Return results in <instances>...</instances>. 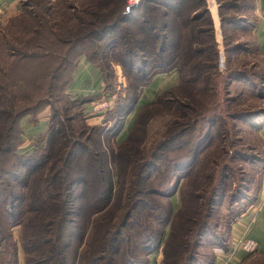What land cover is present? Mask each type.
Returning a JSON list of instances; mask_svg holds the SVG:
<instances>
[{
    "label": "trees",
    "instance_id": "obj_1",
    "mask_svg": "<svg viewBox=\"0 0 264 264\" xmlns=\"http://www.w3.org/2000/svg\"><path fill=\"white\" fill-rule=\"evenodd\" d=\"M217 1L221 26L237 24L224 12L237 5ZM6 23L0 30V264H15L12 228L18 225L25 264H148L159 251V264H211L212 258L199 262L204 239L218 241L213 250L227 247V237L218 240L223 219L218 221L217 210L225 202L229 209L241 203L238 215L249 200L244 195L227 201L226 167L203 157L220 117L204 118L211 124L208 135L173 150L172 136L184 126L172 131L167 124L158 139L149 135L155 108L177 106L185 112L175 88L182 91L199 84L206 72H217L220 50L207 0H140L137 5L130 0H27ZM224 43L230 51L229 41ZM82 55L99 67L104 89L72 97L67 88ZM35 59L56 62L40 75L48 85H36L46 97L61 87L55 81L70 67L62 91L80 101L79 110L52 116L36 146L21 150V120L26 115L36 120L40 113L32 109L45 96L33 104L16 103L22 89L17 70ZM118 67L128 90L124 102L113 104L119 120L108 125L110 108L101 124H89L91 102L103 94L109 99L117 90ZM172 71L178 84L143 103L127 136L118 140L145 88L156 75ZM258 120L264 122V116Z\"/></svg>",
    "mask_w": 264,
    "mask_h": 264
},
{
    "label": "rangeland",
    "instance_id": "obj_2",
    "mask_svg": "<svg viewBox=\"0 0 264 264\" xmlns=\"http://www.w3.org/2000/svg\"><path fill=\"white\" fill-rule=\"evenodd\" d=\"M222 1H224V3L232 2L237 5L235 8H227L224 10L227 16L236 18L237 24L227 23L222 27L221 17L218 14L220 3L216 0V5L215 0H208L207 3H209V7L215 19L216 39L220 50L217 72L214 74H208V72H206V75L201 78L199 84L188 86L186 89H182V91L175 88L172 91L173 95L177 97L180 96V98L185 101V112L178 110L177 106H173V108L164 106L155 108L154 115L149 124V135L150 137H154V139H158L162 135L160 131L165 130L167 124L172 128V131L178 130L180 127L184 126L181 132L177 131L175 135L172 136L174 139L171 140L170 147L171 150H173L181 145V143L184 144L188 141H195L199 136H203L204 138L208 135L207 130L211 124L207 123L204 118L216 113L220 117V121L216 123L217 128L213 131L212 136L203 148V157L207 156L216 159L221 165V168L226 167L225 175L227 178L225 195L228 201L232 196L237 197L238 200L244 195L252 198L260 183L259 181H261L264 175V133L260 132L261 125H264V122L258 120L259 117L264 116V59L261 57L259 49L254 43V0ZM250 6L252 10H249ZM6 24V22L5 24H0V30L2 27H6ZM224 40L230 43L229 46H231V50L228 52L226 51ZM3 48L4 47L0 45V51ZM14 63L16 65V60H14ZM54 66H56L55 60L35 59L26 60L24 63L20 64L17 70V76L22 79L20 83L22 89L20 91L17 90L20 100H16V103L19 105L27 102L33 104V100L37 101L36 99H38L39 96H45V98H42L32 110L35 114L47 111V116H49L48 122L50 120L52 122L54 120L52 116L57 115V113L60 115L76 113V111L79 110V106H76V104L80 102L79 100L68 98L65 91H62V86L66 84L70 78V67L67 69L63 68L59 78L56 79L55 82L59 83L61 87H54L56 91L55 89L53 90L55 93L52 97H46L39 88L38 90L36 89V85H46L47 79L41 80V73L50 71ZM114 66L115 65H113V68H115ZM117 69L119 71V82L118 78L114 79L115 84H117V90L111 91L113 96L111 95L109 99H107L106 96L103 97L100 95L91 102L93 109L89 108V110H87L89 113L86 112V119L89 124L102 122L103 118L107 116L105 115L106 111L110 110V108H112V111L108 114V119H110L108 125H114L116 121L119 120L118 117L121 113L118 112L117 104H115V106L113 104L116 99L117 102H124L128 90L126 91L125 88H123L125 87L126 79L122 76L119 67ZM159 76L161 78L154 80L150 88L149 86L145 88L146 97H144V95L143 98H141V101H139L132 112L133 115L136 114L138 108H140L143 103L155 100L157 95L166 89L176 86L179 82L176 71L161 74ZM93 81L94 79L92 80V84ZM85 90L88 92L97 91L88 87H86ZM80 93L82 92L74 91L73 95L78 96ZM105 101L107 103H104ZM105 109V114L99 121L97 115L99 111H104ZM57 122L58 120H56V123ZM257 123L260 124L258 125ZM180 124L183 125L180 126ZM222 128L223 131H221ZM129 130L130 129H127L126 122L123 129L120 130L118 134V140H123V135L126 131L128 133ZM156 132H158L157 135L155 134ZM39 136L40 135L36 134L35 136L30 135V137H26L24 144L21 146V150L36 146ZM107 145H109V143H107ZM179 151L181 153L185 152V150L180 149ZM171 155H173V152ZM205 162H207V160H205ZM173 202L176 206L180 204L178 191L173 196ZM241 208L242 204L238 203L234 204L229 209L228 202H225L217 210L218 221L223 219V221H221L223 227L218 230L216 229L217 235L219 236L218 240L227 237V247L231 245V239L227 236L229 226H227V224L230 223V219L233 218ZM168 228L169 227H167V231ZM20 233V225L12 228V237L13 240L16 241V244L11 256L15 264H25L24 253L19 242ZM217 244L218 241L215 240L214 237L205 238L200 248V253L202 254L199 256V262H205L208 258L211 259L213 257V253L211 254V252ZM162 256L163 254L161 251L156 255H151L152 259H156V262L158 258L161 260ZM241 264H264V255L259 254L258 250L249 253Z\"/></svg>",
    "mask_w": 264,
    "mask_h": 264
},
{
    "label": "crops",
    "instance_id": "obj_3",
    "mask_svg": "<svg viewBox=\"0 0 264 264\" xmlns=\"http://www.w3.org/2000/svg\"><path fill=\"white\" fill-rule=\"evenodd\" d=\"M26 1L27 0H0V24L5 23L12 16L18 15L21 12V9L23 5L26 3ZM254 2H255V8L253 13L255 16V23L253 29L255 36V45L259 49L261 57L264 59V0H254ZM208 7H209V3H208ZM210 11L213 20H215L211 9ZM218 14H219V10H218ZM162 74H167V73H162ZM159 75L161 74L155 76V78L152 80L151 84L149 85V88L154 82V80H156L157 78L159 79L161 78ZM93 79L94 81L92 84ZM86 87L92 90L95 89L97 91L88 92L87 90H85ZM103 87H104V83L99 67L93 64V62H91L86 57V55H82L79 58L77 66L74 70L72 81L67 88V93L70 94L72 97L76 96L73 95L74 91L82 92L78 96L90 95V94L93 95L97 93H102L104 89ZM103 95H104L103 97H105V94ZM144 97H146V95ZM106 101L104 103H107ZM90 108L93 109V106ZM105 111L106 109L104 111L103 110L99 111L97 115L99 121L104 116ZM48 117L49 116H47V111L40 113V115L37 116L36 120H33V117H31V115L24 116L23 119L21 120V126L24 131V139L26 137H30V135L35 136L37 134L41 136L42 134H44L48 126V120H49ZM135 117L136 114L134 115L133 113L130 114L129 121H127V129L131 128L135 120ZM94 124H101V122ZM260 132L264 133V125H261ZM127 134L128 133L126 131V133L123 135L124 136L123 139L127 136ZM259 182L260 183L253 197L249 198V196H247L249 200L247 202V206L245 207V209L240 214H238L231 223L229 230L231 245L229 243L230 246L227 248H221V247L215 248L213 250V257L211 260V264H241L242 261L245 259V257L249 255L248 252H246L243 249H240L237 250L234 253V255H229V252L232 251L233 241L240 236L256 240L258 243V253L264 255V175L261 178V181ZM156 254L157 253L151 255H156ZM151 255L148 257V264H159L160 261L159 258L156 262V259H152Z\"/></svg>",
    "mask_w": 264,
    "mask_h": 264
},
{
    "label": "built area",
    "instance_id": "obj_4",
    "mask_svg": "<svg viewBox=\"0 0 264 264\" xmlns=\"http://www.w3.org/2000/svg\"><path fill=\"white\" fill-rule=\"evenodd\" d=\"M132 0H130L131 2ZM140 0H133L131 3L137 5ZM123 76V75H122ZM125 78V77H124ZM125 84V83H124ZM243 249L248 253L255 252L258 250V243L256 240L251 238H245L243 236L238 237L232 243V251L229 252V255H234L237 250Z\"/></svg>",
    "mask_w": 264,
    "mask_h": 264
}]
</instances>
